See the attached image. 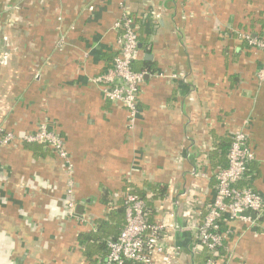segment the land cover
I'll use <instances>...</instances> for the list:
<instances>
[{
  "label": "crops",
  "instance_id": "1",
  "mask_svg": "<svg viewBox=\"0 0 264 264\" xmlns=\"http://www.w3.org/2000/svg\"><path fill=\"white\" fill-rule=\"evenodd\" d=\"M121 5L140 26L134 69L145 72L132 130L93 82L118 54ZM263 34L264 0H0V127L21 137L47 122L69 152L77 201L68 219L66 169L51 149L3 146L0 264H90L80 235L120 207L127 184L147 195L166 247L180 248L170 263L200 264L193 233L171 226H184L191 195L203 217L217 138L246 132L256 156L248 184L264 197V51L244 38ZM159 187L163 199L153 195ZM224 227V264H264L258 230ZM165 262L160 254L155 264Z\"/></svg>",
  "mask_w": 264,
  "mask_h": 264
},
{
  "label": "built area",
  "instance_id": "2",
  "mask_svg": "<svg viewBox=\"0 0 264 264\" xmlns=\"http://www.w3.org/2000/svg\"><path fill=\"white\" fill-rule=\"evenodd\" d=\"M122 6V5H121ZM122 8L120 18L114 24L118 33V54L113 59L111 67L93 82L103 85L104 96L107 101L118 104L126 111V129L132 130L139 115L138 98L140 87L145 79V72H137L134 64L139 59V25L137 20L125 7ZM249 46L264 51V34L260 38L244 36ZM58 49L65 46L62 35L58 42ZM258 80L264 82V64L257 74ZM39 143L51 149L63 162L66 172V191L62 200V213L68 219L76 216L77 201L75 197V183L73 180L74 167L70 160L65 142L55 131L51 130L47 122H41L37 130L17 137L14 132L0 127V149L13 143ZM256 156L251 148L246 132L235 134L228 152V166L217 170L213 179L215 189L212 199L205 205L203 217L194 210L192 195L187 202L184 213L183 227L172 225L174 229H185L192 232L193 244L209 254L205 264H216L212 256L222 246L226 239L221 232V225L229 221L243 223L249 229L258 230L264 236V197L258 194L252 186L243 185L248 182L246 176ZM192 174L203 177L198 169ZM127 188L124 194L126 226L115 240L107 242L108 254L104 262L99 264H155L158 255L163 254L166 264L180 248L166 247L167 236L163 224L150 222L146 212V204L139 196L130 193ZM193 193L192 190L189 194ZM164 262V261H163Z\"/></svg>",
  "mask_w": 264,
  "mask_h": 264
},
{
  "label": "trees",
  "instance_id": "3",
  "mask_svg": "<svg viewBox=\"0 0 264 264\" xmlns=\"http://www.w3.org/2000/svg\"><path fill=\"white\" fill-rule=\"evenodd\" d=\"M138 24V22H137ZM139 25V24H138ZM140 28V26H139ZM140 31V29H139ZM247 44V42H246ZM249 46V45H248ZM250 47V46H249ZM255 48V47H252ZM137 71V70H136ZM142 72V71H137ZM235 135V134H234ZM233 136L232 135H225L222 137L217 138V141L213 145V150L209 153L208 159L209 163L212 167L213 172L215 173L217 170L225 168L228 166V152L231 146ZM23 144V146L26 147H33V146H44L39 143H28V142H20ZM248 177V174L246 175ZM214 180V179H213ZM215 182V180H214ZM243 185H249L248 182H243ZM127 188H130V193H133L137 196H139L141 199L145 201L146 204V212L147 216L149 218V221L153 223L152 221V210L149 208L150 204L147 203V195L145 193L144 196L136 190L135 187H133L131 184H127ZM127 192V189L125 190ZM155 198H161L163 199L165 196L166 188L165 187H159L155 188L152 191ZM227 224V222L225 223ZM126 226V219H125V201L123 199L122 204L119 208L115 210H111L104 218L98 219L96 222V227L92 232L90 233H83L80 235V240L82 242L87 243V258L89 260L90 264H99L100 262H104V260L107 257L108 249H107V242L112 239L115 240L119 237L121 234V231ZM225 225H221V232L225 233ZM226 244H228L227 239L223 241L222 246L217 250L216 255L212 256L214 258L216 264H224V262L227 259V247ZM101 253L100 257H98V262L93 261L91 254L94 253ZM201 256V262L200 264H205L207 260L209 259V254L205 251ZM97 259V258H96ZM95 259V260H96ZM100 261V262H99ZM127 264H135V263H127Z\"/></svg>",
  "mask_w": 264,
  "mask_h": 264
},
{
  "label": "rangeland",
  "instance_id": "4",
  "mask_svg": "<svg viewBox=\"0 0 264 264\" xmlns=\"http://www.w3.org/2000/svg\"><path fill=\"white\" fill-rule=\"evenodd\" d=\"M260 49V48H259ZM6 130V129H5ZM7 131H9V130H7ZM20 142V141H19Z\"/></svg>",
  "mask_w": 264,
  "mask_h": 264
}]
</instances>
